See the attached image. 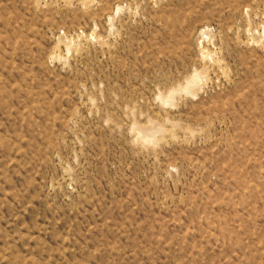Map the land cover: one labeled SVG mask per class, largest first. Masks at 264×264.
<instances>
[{
	"label": "rangeland",
	"instance_id": "374dc122",
	"mask_svg": "<svg viewBox=\"0 0 264 264\" xmlns=\"http://www.w3.org/2000/svg\"><path fill=\"white\" fill-rule=\"evenodd\" d=\"M0 264H264V0H0Z\"/></svg>",
	"mask_w": 264,
	"mask_h": 264
}]
</instances>
